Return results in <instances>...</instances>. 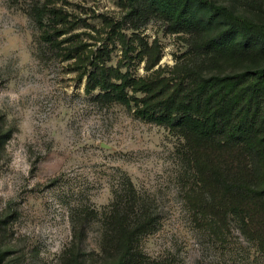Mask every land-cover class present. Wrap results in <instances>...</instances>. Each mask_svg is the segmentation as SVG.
Instances as JSON below:
<instances>
[{
	"label": "rangeland",
	"instance_id": "obj_1",
	"mask_svg": "<svg viewBox=\"0 0 264 264\" xmlns=\"http://www.w3.org/2000/svg\"><path fill=\"white\" fill-rule=\"evenodd\" d=\"M55 1L0 0V264H61L73 221L85 212L99 217L83 222L81 252L85 262L102 263V214L129 180L155 219L141 241L148 257L169 264H264L257 244L236 224L215 238L197 222L187 197L196 179L180 134L124 105L102 104L98 90L85 91L82 74L91 60L120 66L136 79L159 69L168 75L191 63L192 37L155 16H131L125 0H57L72 30L53 53L30 11ZM213 1L264 22V0ZM250 64L202 68L207 75L230 74Z\"/></svg>",
	"mask_w": 264,
	"mask_h": 264
},
{
	"label": "trees",
	"instance_id": "obj_2",
	"mask_svg": "<svg viewBox=\"0 0 264 264\" xmlns=\"http://www.w3.org/2000/svg\"><path fill=\"white\" fill-rule=\"evenodd\" d=\"M56 1L36 3L30 11L40 39L53 53L60 47L59 37L72 30ZM125 2L131 16H155L190 35L192 61L168 75L159 69L136 79L120 66L93 59L82 74L85 91L98 90L95 97L102 104L124 105L139 119L180 134L196 179L187 197L199 225L222 238L234 223L264 255V22L213 0ZM244 60L251 64L230 74L207 75L202 68L207 62ZM159 61L148 62L146 71ZM102 215L106 230L99 264H169L141 248L155 219L130 180ZM97 217L98 212H85L80 222L73 221L61 264H96L93 258L84 261L81 246L83 222Z\"/></svg>",
	"mask_w": 264,
	"mask_h": 264
}]
</instances>
